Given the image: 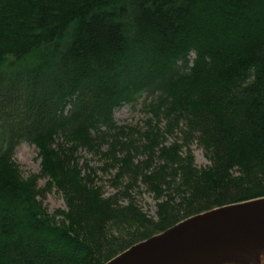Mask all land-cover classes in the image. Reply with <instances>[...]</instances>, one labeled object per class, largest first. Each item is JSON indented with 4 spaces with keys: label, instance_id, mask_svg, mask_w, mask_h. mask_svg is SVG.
<instances>
[{
    "label": "trees",
    "instance_id": "trees-1",
    "mask_svg": "<svg viewBox=\"0 0 264 264\" xmlns=\"http://www.w3.org/2000/svg\"><path fill=\"white\" fill-rule=\"evenodd\" d=\"M124 105L148 113L138 144L116 121ZM22 143L39 174L16 164ZM81 151L117 169L118 193ZM141 185L156 217L131 196ZM53 189L66 208L51 214ZM263 197L264 0H0V264H105Z\"/></svg>",
    "mask_w": 264,
    "mask_h": 264
},
{
    "label": "water",
    "instance_id": "water-1",
    "mask_svg": "<svg viewBox=\"0 0 264 264\" xmlns=\"http://www.w3.org/2000/svg\"><path fill=\"white\" fill-rule=\"evenodd\" d=\"M264 197L215 208L141 241L105 264H263Z\"/></svg>",
    "mask_w": 264,
    "mask_h": 264
},
{
    "label": "rangeland",
    "instance_id": "rangeland-1",
    "mask_svg": "<svg viewBox=\"0 0 264 264\" xmlns=\"http://www.w3.org/2000/svg\"><path fill=\"white\" fill-rule=\"evenodd\" d=\"M115 118L118 125H127L129 127L126 139L129 137L138 144L141 139V129L144 128V122L148 118V113L144 110L143 106L138 105L133 107L131 105H124L115 110ZM137 131L140 132L138 133ZM191 148L194 151L197 166L199 168L208 166L210 162L204 150L199 147L197 142H195ZM79 154L81 165L87 164L96 171L98 176L97 183L103 188L106 196L113 195L120 191L119 189L121 186L117 185L114 180L117 169L108 167L109 162L105 156L101 154L96 155L87 151H81ZM139 158L142 159L143 156L140 155ZM15 162L19 166L24 177L40 173V159L38 157V150L34 145L22 143L17 149ZM46 183L47 179L42 178L39 181V186L45 187ZM131 196L136 200L144 212L150 216L156 217L158 200L146 186L141 185L140 187H136L131 191ZM43 203L51 214L57 209L66 208L65 199L57 189H53L49 192L43 200Z\"/></svg>",
    "mask_w": 264,
    "mask_h": 264
},
{
    "label": "bare ground",
    "instance_id": "bare-ground-1",
    "mask_svg": "<svg viewBox=\"0 0 264 264\" xmlns=\"http://www.w3.org/2000/svg\"><path fill=\"white\" fill-rule=\"evenodd\" d=\"M258 256L260 257L262 263L264 264V252L258 251ZM182 264V263H181Z\"/></svg>",
    "mask_w": 264,
    "mask_h": 264
}]
</instances>
